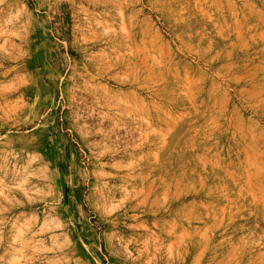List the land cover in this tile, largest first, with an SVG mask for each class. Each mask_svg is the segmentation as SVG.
Returning <instances> with one entry per match:
<instances>
[{"label": "rangeland", "instance_id": "1", "mask_svg": "<svg viewBox=\"0 0 264 264\" xmlns=\"http://www.w3.org/2000/svg\"><path fill=\"white\" fill-rule=\"evenodd\" d=\"M0 264H264V0H0Z\"/></svg>", "mask_w": 264, "mask_h": 264}]
</instances>
